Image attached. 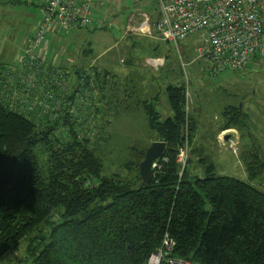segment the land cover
<instances>
[{
  "label": "trees",
  "instance_id": "trees-1",
  "mask_svg": "<svg viewBox=\"0 0 264 264\" xmlns=\"http://www.w3.org/2000/svg\"><path fill=\"white\" fill-rule=\"evenodd\" d=\"M153 12L151 20L159 15ZM185 92L179 84L165 88L171 116L163 120L155 99L142 104L153 141L131 146L122 171L112 174L71 117L41 127L0 96V261L23 241V264H144L167 236L173 259L264 264V193L215 175L213 166L202 176L192 174L189 158L180 173L177 155L190 147L195 131L191 115L186 121ZM230 111L223 130L242 122L241 110ZM58 125L66 127L65 139L54 135ZM153 142L166 149L149 184L140 186L138 166ZM261 166L248 163V178L257 177Z\"/></svg>",
  "mask_w": 264,
  "mask_h": 264
},
{
  "label": "rangeland",
  "instance_id": "rangeland-1",
  "mask_svg": "<svg viewBox=\"0 0 264 264\" xmlns=\"http://www.w3.org/2000/svg\"><path fill=\"white\" fill-rule=\"evenodd\" d=\"M123 1L127 4L124 5ZM132 1L111 0L92 13L94 26L72 31L57 29L48 33L39 49L33 52L41 62L45 60L60 67L57 68L63 75H66L63 70L71 74L70 81L76 80L75 84L70 83L71 95L74 93L77 100L90 94L93 96L92 102H74L76 106L72 108V113L78 119L77 123L84 126L78 133L89 134L106 173L121 172L130 158L131 146L144 148L153 141L147 134L142 104L155 99L158 113L165 117L167 110L168 116H171L165 88L168 85H183L195 123L189 147L188 171L201 164L204 174L207 166H213L215 175L235 178L264 193V167L258 169V172H262L253 179H249L245 171L248 163L264 164V62L257 58L244 71H225L213 75L206 60L194 62L197 53L193 39L179 44L178 49L171 44L155 41L153 32L147 34L140 29L144 18L139 14L132 16L134 22L128 27L131 12L137 9L145 11L148 2L153 9H157L158 2L167 3L169 0H142L146 6L139 3L135 9L131 8ZM0 3V67L8 68L19 63L28 41L33 38L42 19V7L31 0H0ZM148 16L150 18V13ZM148 24L151 29L150 20ZM131 29L134 31L128 33ZM157 57L163 60V64L155 69V63L149 60ZM89 66H93L100 75L96 76V84L86 85L85 78L82 80L83 77L78 76L74 80L76 69L82 75ZM107 71L115 76L108 77L109 82L106 77H101ZM15 73L16 69L12 77ZM18 76L26 80L31 75ZM116 83L127 90L123 102L118 104L115 101L117 95L113 96ZM64 85L65 90L69 88L66 82ZM154 90L157 94H153ZM1 92L5 96L0 87ZM92 105L95 107L91 113ZM234 107L242 111V122L238 126L241 141L236 153L230 148V143L234 144L231 140L221 145L223 140L217 143L216 138L220 133L219 127L230 121V110ZM38 125L45 127V124ZM53 132L59 139L66 137V127L63 125L55 126ZM199 159L202 163H198ZM193 171L196 172L193 174L203 175L197 169ZM26 246L27 242L19 243L15 251L6 255L0 264H23Z\"/></svg>",
  "mask_w": 264,
  "mask_h": 264
},
{
  "label": "built area",
  "instance_id": "built-area-1",
  "mask_svg": "<svg viewBox=\"0 0 264 264\" xmlns=\"http://www.w3.org/2000/svg\"><path fill=\"white\" fill-rule=\"evenodd\" d=\"M31 1L41 5L42 19L33 38L28 41L29 44L23 51L19 63L13 67L11 65L8 68L0 67V87L5 94L4 96L1 92L0 96L10 110L33 118L37 124L45 126L56 122L62 124L61 117L69 116L71 117L69 121L75 129L80 130L81 125L77 123L78 119L72 113V108L76 106L74 102H92L93 96L90 94L80 101L77 100L74 93L71 95L70 83L75 84V78L78 76L83 77L82 80L85 78L86 85L96 84L98 72L93 66H89L83 70L84 74L80 75V72L76 74V71L78 72L76 69L75 81L71 82L69 79L71 74L68 71L63 70L66 73L63 75L60 67L45 60L41 62L33 52L39 49L48 33L57 29L72 31L94 26L92 10L96 7L101 8L111 0ZM140 29L147 34L153 32L158 41L171 44L176 49L179 44L193 39L197 53L194 62L198 59L206 60L213 75L225 71H244L257 58L264 62V0H171L167 3L160 1L159 19L151 24V29L148 20H144ZM133 31L134 29H131L127 32ZM13 68L16 69V73L12 77ZM18 75L31 76L21 80ZM66 76L68 78L64 81ZM101 77H106L108 81L107 75L103 74ZM64 82L69 85L66 90ZM103 93L101 85V94ZM187 95L186 91L184 106L186 121L190 115ZM94 107L92 105L91 113ZM187 131L186 122L184 128L186 139ZM189 150V145L185 144L177 155L180 173L186 166ZM162 161L167 160L163 158ZM159 167L154 162L152 169ZM172 248V240L165 236L161 247L152 253L144 264H199L190 260L170 258Z\"/></svg>",
  "mask_w": 264,
  "mask_h": 264
},
{
  "label": "crops",
  "instance_id": "crops-1",
  "mask_svg": "<svg viewBox=\"0 0 264 264\" xmlns=\"http://www.w3.org/2000/svg\"><path fill=\"white\" fill-rule=\"evenodd\" d=\"M171 0H169L168 2H170ZM124 2V1H123ZM116 3H119V2H116ZM132 4H130L131 5V8H136V6L140 3V4H142L141 6H146V4H144L143 2H142V0H134V2L132 1L131 2ZM127 4V2H124V5H126ZM147 5L148 6H146L145 7V11H142V10H135V11H133V12H131L130 13V16H129V18H128V27L130 26V24L131 23H133L134 21H132V18L135 16V15H137V14H139V16L140 17H142V18H144V20H147L146 18H147V16H148V13H150V18H149V16H148V20H150V22H151V24H153V23H155L156 21L155 20H151V15H153L152 13H154L153 12V10H155V9H153L154 7H152L151 5H150V3L148 2L147 3ZM158 8H157V11L159 12V14H160V3L158 2ZM142 8H144V7H142ZM96 9H97V7L96 8H94L93 10H92V12H94V11H96ZM142 14H141V13ZM147 14V15H146ZM134 15V16H133ZM133 16V17H132ZM158 17V16H157ZM156 17V18H157ZM159 19V18H158ZM157 19V20H158ZM132 28H135L134 26H132ZM129 33V32H128ZM56 34V33H55ZM155 41H158L157 39H154ZM149 61H151V62H154L155 63V69H157V68H159L162 64H163V60L162 59H160V58H156V59H154V60H149ZM157 62H159V64L157 65L156 63ZM126 65V64H125ZM105 75H107L108 77H115V76H113V74L112 73H110L109 71H107V72H105L104 73ZM115 90L116 91H113V96H116L117 95V97H116V99H115V101H116V104H118L119 102H123V100H124V98H125V95H126V89L124 88V86H122V85H120V86H118V84L116 83V88H115ZM115 93V94H114ZM153 94H157L156 93V90H154V93ZM159 94V93H158ZM104 103V102H103ZM104 105H105V103H104ZM109 108V107H108ZM167 109V108H166ZM108 110V109H107ZM165 114V113H164ZM169 114H168V111L166 110V114H165V117L163 116V115H161L162 117V120L163 119H166V118H168V117H170V116H168ZM190 115H191V113H190ZM192 116V115H191ZM103 117V116H102ZM105 122V121H104ZM223 127H224V124L223 125H221L220 127H219V132L220 133H218V135L216 136V138H217V143H219L221 140H223V142L221 141L220 142V144L222 145V144H224V143H227V142H230V140L234 143V144H232V143H230V147H232V149L235 151V153H236V151H238L237 150V148L238 147H240V141H241V138H240V134H239V131H238V128H231V129H227V130H223ZM238 131V132H237ZM221 135L223 136V138L221 139L220 137H221ZM227 141V142H226ZM239 152V151H238ZM201 165V164H200ZM200 165H197L196 166V169L199 171V173H201V174H203L202 173V170H201V166ZM195 168H193V170H196ZM192 169H191V173L193 174V173H196L195 171H193ZM213 172L215 173V171H214V169H213ZM196 175V174H195ZM199 175V174H198Z\"/></svg>",
  "mask_w": 264,
  "mask_h": 264
},
{
  "label": "water",
  "instance_id": "water-1",
  "mask_svg": "<svg viewBox=\"0 0 264 264\" xmlns=\"http://www.w3.org/2000/svg\"><path fill=\"white\" fill-rule=\"evenodd\" d=\"M165 143L163 142H153L146 149L144 158L138 166L139 177H140V186H146L150 181V172L152 166L156 159H158L161 154L165 151Z\"/></svg>",
  "mask_w": 264,
  "mask_h": 264
}]
</instances>
